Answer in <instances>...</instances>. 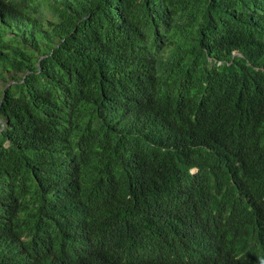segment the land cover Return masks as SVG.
<instances>
[{"label": "trees", "instance_id": "1", "mask_svg": "<svg viewBox=\"0 0 264 264\" xmlns=\"http://www.w3.org/2000/svg\"><path fill=\"white\" fill-rule=\"evenodd\" d=\"M263 243L264 0H0V264Z\"/></svg>", "mask_w": 264, "mask_h": 264}, {"label": "clouds", "instance_id": "2", "mask_svg": "<svg viewBox=\"0 0 264 264\" xmlns=\"http://www.w3.org/2000/svg\"><path fill=\"white\" fill-rule=\"evenodd\" d=\"M253 246H254V242H249V245L247 248L252 250L250 247H253ZM261 249H262V252L257 256L256 259H255V254H254L249 264H264V247H261Z\"/></svg>", "mask_w": 264, "mask_h": 264}]
</instances>
